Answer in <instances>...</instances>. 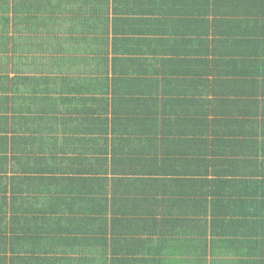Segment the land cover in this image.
I'll return each mask as SVG.
<instances>
[{"label": "trees", "instance_id": "obj_1", "mask_svg": "<svg viewBox=\"0 0 264 264\" xmlns=\"http://www.w3.org/2000/svg\"><path fill=\"white\" fill-rule=\"evenodd\" d=\"M162 3L174 8L182 5L186 22L196 29L184 42L192 58L175 62L174 68L167 63L151 64L148 36L158 20L141 15V7H154L150 13L160 16ZM0 12V51L7 60L24 63V74L52 73V67L62 72L60 77H44V93L57 92L60 80L65 88L70 80H76L79 88L87 87L88 81L82 78L87 80L88 71H98L90 67L92 63L76 64L61 55L62 44L71 52L94 53L108 43L111 34L115 45L126 48L132 44L134 57L128 71L113 83L116 96L153 97L170 112L180 111L179 131L191 133L192 140L206 142L202 135L209 130L216 137L209 142L210 148L208 143H199V150L188 140L191 152L185 168L174 185L166 187L146 172L158 171L163 142L154 138L139 151L129 150L134 147L129 141H112L128 144L112 146L113 166L130 169L132 176L139 177H130L127 183L119 181L115 191L109 192L108 153L100 149L101 143L108 141V127L101 119L92 123L86 118L73 127L63 117L50 116L47 141L53 148L59 144L51 153L71 151L76 155L63 160L53 154L47 160H35L22 179L9 177L4 170L0 185L9 188L0 190V264H264V234L257 233L258 225H264V0H0ZM240 22L251 28L234 31ZM20 25L34 38L21 37ZM49 27L50 41L45 33ZM47 56L53 59L51 64L44 60ZM147 66L156 69L148 74ZM102 74L105 71L98 75ZM52 109L50 102L49 111ZM232 125L238 139L229 141V146L241 157L236 162L246 165L250 160L257 172L251 181H236L230 187L255 185L254 191L235 190V195L259 210L253 215L242 213L243 221L234 218L236 213H226L224 219L211 222V229L222 227L212 245L230 243L235 250L220 255L212 252L208 262L205 252L182 251L187 245L206 250L200 237H181L189 232L188 227L195 228L194 222L189 225L183 220L190 201L185 195L195 199L196 193L200 194L198 183L209 186L215 182L202 178L207 174L201 170L202 163L215 168L219 162L216 154H222L216 150L217 135ZM250 133L255 139H248ZM250 140L257 149L252 160ZM146 158L155 168L146 166ZM226 160L229 166L234 165L232 155ZM184 183L197 188L184 190ZM32 189V196L24 195ZM239 227L241 231L234 232L233 228Z\"/></svg>", "mask_w": 264, "mask_h": 264}, {"label": "crops", "instance_id": "obj_2", "mask_svg": "<svg viewBox=\"0 0 264 264\" xmlns=\"http://www.w3.org/2000/svg\"><path fill=\"white\" fill-rule=\"evenodd\" d=\"M189 7L187 6V9ZM148 9L150 7H141V15H148V19L152 18L156 22L158 20L155 30L152 28L153 32H150L148 36L151 42L149 50L153 52V55L150 56L153 59V61L150 60L151 64L157 65V62L167 63L174 68L175 62H186L187 56H190L191 59L192 56L187 53L189 49L184 42L187 39V35L192 34V31L196 29L192 24L186 22L185 8L182 5L174 8V6L162 3L159 6V10L162 11L160 16L150 13L155 10L154 7L153 9ZM0 14H3V12H0ZM206 19H208V15ZM22 24L32 26L30 23L22 22ZM252 27H254V24H252ZM20 28L23 30L21 37L27 38L29 36L34 38L32 34H28L25 27L20 25ZM233 28L234 31H243L251 28V26L240 22L234 25ZM50 29L51 27H49L48 31H45L46 38L49 41L51 40ZM62 45L64 49L61 55L76 64L80 63L88 66L89 63H92L90 67L98 69L95 74H90L88 71L87 80L82 78L84 82L88 81L87 87L79 88L76 85V80H70L66 81L67 87L65 88L60 80L57 84V92L46 90V93H44V77L48 74L49 76L58 75L60 77L58 73H62L61 71L56 72V69L52 67V73L46 70L41 73L27 72L24 74L25 71L22 68L25 66L24 63L17 62L16 59L12 60L11 58L7 60L5 54L0 51V177L6 169L7 176L22 179V176L27 175L26 170H30L29 166L35 160H47L53 154L58 155L63 160L76 155L71 151L51 153L54 150H58L59 144H56L57 148H53L49 146L47 141L49 138L48 118L50 116L63 117L73 127L86 118H89L92 123L93 119H101L100 123L108 127L105 133L108 141L105 145L101 143L100 149L101 152L108 153L105 170L108 180L106 188L109 192L111 190L115 191L116 188L113 189V187H118L119 181L125 183L130 177H139L138 175L132 176L130 169L129 171L122 167L113 166L112 146L118 148L128 144L123 142V144L112 143V141H129L131 145H134L129 150L141 149L142 151L146 149L148 141L154 140V138H157L158 142H163L164 146L160 155L162 160L159 161L158 171L155 173L146 171L153 175L149 176L154 178V182L159 183L163 187H166L167 184L174 185L172 182L178 178V173L185 168L191 152V147L187 143L188 140H191L192 145L196 146V150H199L198 148H200L202 143H208L207 146L210 148L209 142L216 138L210 130L202 135V140L206 142L199 141L200 144L196 142L198 141L197 139L195 141L192 140L191 137L194 136L191 133H181L179 131L178 121L179 116H181L179 110L170 112L165 104L162 102L156 104L153 97L143 94L125 98L123 95L119 97L114 94L113 83L115 79L118 78L120 73L128 71L134 58L131 56L133 51L132 44H127L126 48L121 45H115L111 40V34H109L108 43L100 50L96 48L94 53H91V51L89 53L71 52L65 44ZM77 55H81L82 58L76 59ZM48 58L47 56L44 60L49 61L51 64L53 59ZM155 69L156 67L151 66L144 68L148 74H151ZM83 71L87 74V67H84ZM102 71H105L106 74L98 75ZM39 83L41 91L38 92L39 88L35 87V84ZM205 95L201 97L205 98L208 96L206 99L209 100L212 98L210 94ZM50 102L53 105L52 111H49ZM33 105L35 106L34 110H31ZM1 127L5 129V132L2 131ZM56 135L60 134L57 133ZM236 139H238L237 133L233 125L231 128L218 133L216 150L222 152V154H216L219 162L215 168L206 167L204 163H202L201 167L203 173L207 172L202 178L207 181L214 180L215 182L209 186L205 185V183H202V185L198 183L200 194L196 193L198 197L195 199H192L191 194L185 195L186 200L190 201H184V203H187L188 210L185 212L183 220L187 221L189 225L194 222L195 228L191 230V227H188L189 232L181 237L189 239L190 234L194 235L193 238L200 237L206 250H193L187 245L182 251L186 254L194 251L205 252L208 262L212 252L220 255L222 252L230 253L235 250V245L230 243L223 244L222 247L212 245L221 232L222 227L218 226L211 229V222L224 219L226 213L232 215L236 213L234 218L237 217L238 220L243 221L241 218L242 213L253 215L257 214L259 210L255 206L241 202L235 195V190L236 193L237 191L244 193L247 190L251 191V189L254 191L256 189L255 185L244 187L234 184V186L230 187L232 183H237L236 181H251V179L256 177L255 174L257 172L256 167L251 165L250 160L246 162V165H240L236 162V158L239 159L241 157L236 155L235 151L229 146V141H235ZM248 139H255V136L250 133ZM250 141L249 154L252 160L257 157V149L255 143L252 140ZM69 146L71 150L72 145L70 144ZM2 148H4L3 151ZM80 150L81 148L78 146L77 151L80 152ZM188 151L189 154H187ZM230 155L234 157L235 161L232 166H229L230 164L226 160ZM147 160L146 158V166L154 167L152 160ZM63 163L67 164L65 161ZM125 168H128V166L125 165ZM225 174H229L230 177H226ZM4 188L9 187L0 185V190ZM181 188L191 190L197 187H194L191 183H184ZM33 192L32 189L31 192H26L24 195L32 196ZM6 194L7 196L10 195L9 192ZM250 220L253 221V218ZM229 227H226V229L229 230ZM233 230L234 232H240L241 227L233 228ZM257 233L264 234V225H258ZM224 257L230 258V256Z\"/></svg>", "mask_w": 264, "mask_h": 264}]
</instances>
